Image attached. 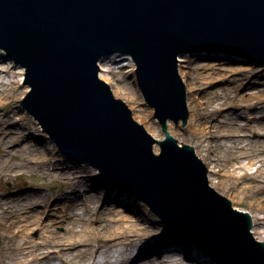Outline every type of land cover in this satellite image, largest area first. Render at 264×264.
Masks as SVG:
<instances>
[{"label": "water", "instance_id": "water-1", "mask_svg": "<svg viewBox=\"0 0 264 264\" xmlns=\"http://www.w3.org/2000/svg\"><path fill=\"white\" fill-rule=\"evenodd\" d=\"M0 46L25 67L31 89L21 104L59 152L100 170L168 222L131 264L165 251L194 257L191 239L218 264H264L250 210L235 208L210 185L195 145L180 146L166 129L168 119L189 117L179 56L264 62V0H0ZM117 52L136 62L165 139L135 120L100 77V62ZM89 178L90 189L106 187V200L117 197L106 181Z\"/></svg>", "mask_w": 264, "mask_h": 264}, {"label": "bare ground", "instance_id": "bare-ground-1", "mask_svg": "<svg viewBox=\"0 0 264 264\" xmlns=\"http://www.w3.org/2000/svg\"><path fill=\"white\" fill-rule=\"evenodd\" d=\"M185 59L183 56L179 58L178 72L187 85V99L191 104L195 127L205 126L195 132L194 137L197 139L198 151L213 165L209 171V183L227 186L239 205L253 212L255 220H252L254 224L251 230L264 242V89L250 92L253 83H245L249 73L260 66L251 62L226 64L222 69H229V72L225 74L217 73L213 77L209 72H201L193 78L183 63ZM203 61L202 64L207 68H219L221 66L218 64L222 62L215 59ZM109 62L113 64L112 58L104 59L100 71V77L107 80L108 72L114 73ZM135 66L131 60L132 71ZM2 70L3 68L0 73ZM133 78L137 83L135 74ZM185 78L191 79L186 83ZM23 79L22 71L19 82L22 83ZM210 79H225L230 81V85L207 92L202 101L195 93L201 85L209 83ZM28 89L27 87L26 90ZM2 93L6 95L4 98L11 96L6 88H3ZM138 94L140 92L137 90L129 97L134 115L142 121L150 120L148 116L154 113V109L151 107L148 114L143 113L144 105L135 100ZM1 103L7 104L3 101ZM227 108L233 112L223 113L222 120L214 121ZM236 109L241 111L237 112ZM251 109H259V116L250 115ZM6 110L5 108L4 111ZM6 116L7 120L4 122L8 125L10 114L7 113ZM0 123V180L21 177L29 167L41 168L45 173V165L49 160L48 151L39 147L38 142H33L31 133L24 129L7 132L5 124L1 120ZM151 129L156 137L162 136L155 126ZM251 133L255 135V139H251ZM43 135L46 136L45 133ZM27 139V143L22 145L21 142ZM158 146L156 143L154 151L159 152ZM257 163V168L250 171V167ZM60 167L61 163H57L55 170L46 171L47 174L60 177L63 183L58 196L64 200L56 202L54 206H51L52 195L41 193V185H35L37 187L34 191L23 192L18 196H12L14 190L0 191V264H131V256L137 255L145 242L155 243L162 236L159 235L161 232L158 234L159 226L150 223V219L139 212L136 215L124 212L116 218H105L98 206L100 199L86 197L81 202L73 200L71 195L81 183L76 182L74 177ZM27 188H31V185L17 189L24 191ZM132 197L138 201V206L147 207L135 194ZM128 198L130 197L126 196ZM118 210L126 211L121 207ZM43 215L48 216L46 222L42 221ZM100 218L101 229L93 223L94 220L100 221ZM58 223L65 226L63 232L55 229ZM33 225L41 229L38 237L30 235ZM195 250L199 255L190 261L179 253L166 252L158 258L155 255L133 264H179L181 259L183 264L211 263L208 255H202L198 248Z\"/></svg>", "mask_w": 264, "mask_h": 264}, {"label": "rangeland", "instance_id": "rangeland-1", "mask_svg": "<svg viewBox=\"0 0 264 264\" xmlns=\"http://www.w3.org/2000/svg\"><path fill=\"white\" fill-rule=\"evenodd\" d=\"M186 59L184 60V64H186V68L190 70L191 74L194 76L193 78H196L195 75L198 73H207L209 72L213 77L219 74H225L229 72V69H222L223 66L226 64H236V63H248L250 61H236V60H223V59H215L216 61H222L218 65L221 67L219 68H207V66H204L202 62L203 60H206V62L209 60H214V59H209V58H196L194 57L192 52H187L186 54L182 55ZM181 57V56H180ZM110 58H112L113 64L112 71L108 72L109 79H104L109 85L111 86V89L114 93V95L117 98L125 99V102L127 103L128 107L132 110V115L135 120H137L140 124H142L147 130H149L153 134V130L151 129L152 126H155L157 129V132L162 134L161 137H156L157 139H162L165 137L164 132L162 130V126L160 122L154 117V113H152L148 118L150 120H139L135 115H134V109L131 107V104L129 102V97L131 94L134 95V92L137 90L140 92L138 96L136 97V102H141L143 107L142 112L148 114L149 112V107L144 99V96L141 92V90L138 87V84L135 83L133 74H135V69L132 71L130 67V61L132 58L129 56H124L119 53L111 54ZM107 60V59H105ZM254 65L260 66L256 67L249 73V77L247 80H245V83L247 82H252V89L251 91H256L258 89L263 88L264 89V62H251ZM2 72L0 73V120L2 121V124L4 121L7 120V113L10 114V122L8 125L5 124L6 131H16L18 129H24L25 131L29 132L32 134L33 137V142H38L37 145L39 147H42L43 150H47L49 153V160L46 162L45 165V173L41 168L36 167H29L28 169L25 170V174L21 177L18 178H13V179H5V180H0V191L4 190H14L12 196H18L19 194L24 193H29L30 191H34L37 186L35 185H41L43 188L41 189V193H45L47 195H52V203L51 206H54L56 202H61L64 199L59 197V188L63 187V183L61 182V178L52 174H47L46 171H52L55 170V164L61 163L60 169L64 170V172L69 173L75 181L78 182L80 181L81 186L77 188V190L73 191L74 194H72L73 200L76 201V199L81 202L83 201L86 197H96L97 199H100L98 202V206L100 207V212L102 215L105 216V218H113V217H118L119 215L123 214H129V215H136V212H139L145 216H147L150 219V223L156 224L155 226H159L158 228V234L161 232L159 235H164L168 231V222L164 221L159 218L154 212H152L149 207L142 208L138 206V201L136 199H133V197L126 199V196L122 195L120 192L118 193L116 198L113 199H108L106 200L105 196L103 193H108L106 187H99V192L90 189V183H91V178L86 180V176L94 174V180H93V185L98 183L99 181H106L103 179L99 172L87 165H75L69 161H66L62 156L59 155L57 152V148L52 144L51 140L44 136L43 134L45 133L41 127V125L38 123L37 120H35L31 115H29L25 110H23V107L21 105V100L24 98V96L27 94L28 90L26 88L29 86L25 83H20L19 79L21 77V73L23 71V76L25 73V69L20 66L19 64H16L12 59L8 58L7 53L3 48L0 47V69H2ZM23 68V70H21ZM116 73V74H115ZM259 74V75H258ZM136 76V74H135ZM191 78H185L186 83L190 81ZM137 81V79H136ZM209 83L205 85H201L199 88V91L196 94L198 99H201L203 101V97L207 92L215 91V90H221L222 88L229 86L230 81L225 80V79H219L212 81V79L208 80ZM260 83H257V82ZM3 88H6V90L10 93V97L4 98L5 93H2ZM26 90V91H25ZM240 92H242L240 90ZM7 102L6 105H3L1 102ZM188 103V109H189V118L188 120L182 124L179 122L178 124L174 122H169L168 123V130L170 134H172L175 138L178 139L179 144H187V145H195L196 147V154L199 156V158L202 159V161L205 163L207 169H208V179L210 182L209 178V171L210 168H212L211 162L207 160V158L198 151L197 148V139L194 137L196 135L195 132L203 129L205 127L204 125L200 127H195V120H192V112H191V104L189 102V99H187ZM7 109L4 111V109ZM8 110H11L12 112H8ZM228 111L233 112L231 109H223L221 114L217 116V119H214V121L222 120L223 118V113H227ZM237 112H240L241 109H236ZM259 109H251L250 110V115H256L259 116L258 113H260ZM249 113V112H248ZM247 114V112H246ZM135 116V117H134ZM150 121L152 122L150 124ZM3 124V125H4ZM1 125V123H0ZM198 128V129H197ZM43 133V134H42ZM46 134V133H45ZM251 139H255V135L251 133L250 135ZM29 139L25 140V142H21L23 145L24 143H27ZM18 146V144H16ZM159 148V146H158ZM160 150V148H159ZM257 159V158H255ZM56 162V163H55ZM259 163L252 165L250 167L251 170H255ZM26 185H31V188L24 189V191H18V187H24L26 188ZM40 186V187H41ZM213 187L221 194L225 195L230 201L232 202V205L239 209V210H246L245 207L240 206L239 203L236 201V198L233 197L234 193L232 192L231 189H229L227 186H221V185H213ZM23 190V189H22ZM120 195V196H119ZM54 201V202H53ZM250 201V199H249ZM81 205V204H80ZM124 208L126 211H119L118 208ZM53 211H56L55 209H52ZM249 210V209H247ZM35 212V211H34ZM27 214L26 212H24ZM36 213V212H35ZM29 214V213H28ZM250 215L252 216V220L254 221L255 218L253 216V212L250 211ZM56 217L57 216H53ZM48 219V216L43 215L42 221L46 222ZM99 220H94V226H98L101 229L100 222ZM90 222V221H89ZM92 223V224H93ZM56 224V223H55ZM254 224V223H253ZM112 225V223H111ZM35 225L32 226L31 233L30 235L32 237H38L40 234L41 229L39 228H34ZM55 229L58 232H63L65 229V226L57 224V227ZM254 234V232H253ZM255 236V234H254ZM257 237V236H256ZM259 239V238H258ZM261 240V239H259ZM188 244L193 245V255L194 257H189L190 260H193L194 258L198 257V251L195 250L197 248L195 245V241L188 240ZM166 252H176V251H165ZM163 253H160L163 255ZM180 253V252H176ZM185 253V252H184ZM160 254H157L156 258ZM155 258V259H156ZM154 259V258H153ZM188 260V259H186ZM179 264H183L184 261L181 259L178 261ZM205 263V262H204ZM206 264V263H205ZM210 264H215V262H211Z\"/></svg>", "mask_w": 264, "mask_h": 264}]
</instances>
